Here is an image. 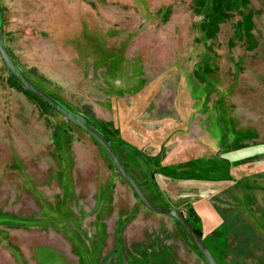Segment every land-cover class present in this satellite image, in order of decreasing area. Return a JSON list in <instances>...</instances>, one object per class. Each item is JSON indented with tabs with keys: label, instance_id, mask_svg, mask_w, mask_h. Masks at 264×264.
<instances>
[{
	"label": "rangeland",
	"instance_id": "374dc122",
	"mask_svg": "<svg viewBox=\"0 0 264 264\" xmlns=\"http://www.w3.org/2000/svg\"><path fill=\"white\" fill-rule=\"evenodd\" d=\"M31 82L84 115L220 264H264V0H0ZM207 264L0 58V264Z\"/></svg>",
	"mask_w": 264,
	"mask_h": 264
},
{
	"label": "water",
	"instance_id": "95a60500",
	"mask_svg": "<svg viewBox=\"0 0 264 264\" xmlns=\"http://www.w3.org/2000/svg\"><path fill=\"white\" fill-rule=\"evenodd\" d=\"M0 58L9 71V73L14 76L20 84L28 91L39 97L42 101L51 106L59 114H61L67 121L75 124L83 131H85L89 136H91L97 144L103 149L108 159L110 160L114 169L121 175V177L128 183V185L133 190L139 201L147 207L150 211L158 214H166L175 219L179 225L183 228L187 236L190 238L192 243L195 245L196 249L201 254L202 258L207 264H220V262L213 255L209 247L203 241V239L197 234L191 223L185 217L184 213L174 207L169 206H157L155 205L143 192L142 188L131 175L128 169L123 165L119 157L117 156L115 150L113 149L110 141L106 136L92 123H90L87 118L76 112L68 109L64 104L56 100L54 97L49 95L47 92L36 86L31 82L21 70L17 67L14 60L10 56L7 48L5 46L2 29H1V12H0Z\"/></svg>",
	"mask_w": 264,
	"mask_h": 264
},
{
	"label": "trees",
	"instance_id": "16d2710c",
	"mask_svg": "<svg viewBox=\"0 0 264 264\" xmlns=\"http://www.w3.org/2000/svg\"><path fill=\"white\" fill-rule=\"evenodd\" d=\"M33 94V93H32ZM96 127V126H95ZM99 129V128H98ZM100 130V129H99ZM101 131V130H100ZM102 132V131H101ZM104 134V132H102ZM105 135V134H104ZM106 136V135H105ZM107 138V137H106ZM111 143V142H110ZM112 145V144H111ZM113 147V146H112ZM186 217V216H185ZM187 218V217H186ZM188 219V218H187ZM188 221L190 222V220L188 219ZM191 223V222H190ZM191 225L193 226V228L195 229V231L197 232V234L201 237L200 232L198 230V228L196 226H194L192 223Z\"/></svg>",
	"mask_w": 264,
	"mask_h": 264
},
{
	"label": "crops",
	"instance_id": "0c3cea01",
	"mask_svg": "<svg viewBox=\"0 0 264 264\" xmlns=\"http://www.w3.org/2000/svg\"><path fill=\"white\" fill-rule=\"evenodd\" d=\"M153 262H155V260H151L147 264H152Z\"/></svg>",
	"mask_w": 264,
	"mask_h": 264
}]
</instances>
